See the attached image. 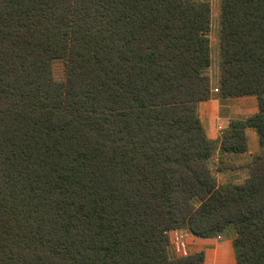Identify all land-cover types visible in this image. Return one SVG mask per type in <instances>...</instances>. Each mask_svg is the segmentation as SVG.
Returning a JSON list of instances; mask_svg holds the SVG:
<instances>
[{"label":"trees","instance_id":"16d2710c","mask_svg":"<svg viewBox=\"0 0 264 264\" xmlns=\"http://www.w3.org/2000/svg\"><path fill=\"white\" fill-rule=\"evenodd\" d=\"M206 0H0V264H204L168 234L234 230L235 264H264V0H219L222 98L257 113L208 139ZM63 64L55 80L51 64Z\"/></svg>","mask_w":264,"mask_h":264},{"label":"rangeland","instance_id":"374dc122","mask_svg":"<svg viewBox=\"0 0 264 264\" xmlns=\"http://www.w3.org/2000/svg\"><path fill=\"white\" fill-rule=\"evenodd\" d=\"M209 2L211 15H210V30L208 34L209 38V52H210V67H209V77H210V87H214L217 84V72L219 63V44H218V34H219V0H206ZM52 76L55 80H61L63 78V64L61 61L57 60L52 62ZM227 104L224 110L227 111ZM249 109V108H248ZM251 116V115H249ZM248 116V117H249ZM259 147V145H258ZM251 153L246 152V155L241 159V162L237 163V169L235 170H223L218 173L215 171L217 158H213L210 161L211 169L216 177L218 184H241L247 178V166L251 159L257 155H264V149L259 147L258 153L257 149H251ZM235 237L234 230L231 227H227L226 230L216 238L218 242H224L225 245L219 246V243H213L212 245L206 244L204 247H199L196 242L187 236L185 230L171 231L168 234L169 244L167 247V252L170 258H178L186 255H190L195 252L205 251L207 253V258L204 260V264H212L216 259L215 264H228L229 258L235 261V253L232 248V240ZM190 238V239H189ZM231 248V257L226 258V255H220V250L223 252L226 247ZM216 247L218 250H215ZM203 249V250H202ZM213 252H216L214 257ZM231 260V261H232ZM226 261V262H224Z\"/></svg>","mask_w":264,"mask_h":264},{"label":"crops","instance_id":"0c3cea01","mask_svg":"<svg viewBox=\"0 0 264 264\" xmlns=\"http://www.w3.org/2000/svg\"><path fill=\"white\" fill-rule=\"evenodd\" d=\"M217 84L212 88L210 87V99L205 102H201L197 105V113L198 118L201 123V126L205 132V135L208 139L217 142L222 132L225 130L229 122L236 120H243L249 115H254L257 113V102L254 96H243V97H226L222 98L218 94V77H219V67L217 72ZM227 106V111L224 110V107ZM224 106V107H223ZM249 108V109H248ZM246 143H247V151L251 153V149H257V153L259 150L258 147V137L256 131L253 128H246L245 131ZM246 155V153L241 155H227L226 159L230 161V163L237 165V163L241 162V159ZM218 157V148L214 151L213 158ZM187 233V232H186ZM187 236L193 239L194 242L198 244L199 247H204L206 244L212 245L213 243H219L218 238L212 239H201L195 238L187 233ZM189 238V239H190ZM224 246V242H220L219 246ZM203 250V249H202ZM215 250H218L216 247ZM204 253L205 258H207V253ZM231 248L226 247L225 251L219 252L220 255H226V258L231 257ZM214 257L216 256V252H213ZM229 258L228 264H235V261ZM216 259L212 262L215 264ZM226 262V261H224Z\"/></svg>","mask_w":264,"mask_h":264}]
</instances>
